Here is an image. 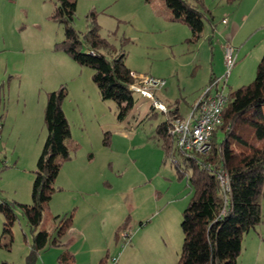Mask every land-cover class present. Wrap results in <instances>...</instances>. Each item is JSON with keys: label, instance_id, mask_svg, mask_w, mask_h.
I'll use <instances>...</instances> for the list:
<instances>
[{"label": "rangeland", "instance_id": "obj_1", "mask_svg": "<svg viewBox=\"0 0 264 264\" xmlns=\"http://www.w3.org/2000/svg\"><path fill=\"white\" fill-rule=\"evenodd\" d=\"M142 1L147 5L140 3V7H137L134 0H76L73 26L81 34L89 26L87 15L95 12L100 25L99 32L112 44L113 51L125 52L124 61L128 67H135L145 75L165 79V84L156 87L155 93L166 106L177 100L181 111L188 109V104L193 103L208 85L211 75L220 79L217 88L225 92L248 84L255 78L257 65L264 54V0H203L202 7L196 0H187L200 7L204 13L201 37L196 41L190 39L192 32L187 24L170 20L173 12L164 0ZM56 4L57 0H0V91L6 98V107L9 106L10 119L13 121L12 135L8 133L9 142L5 133L0 140L1 157L6 155L5 160L10 161H0V167H3L0 170V196L18 200L17 193L23 197L24 174L6 167L13 166L16 156L19 162H25L35 142L41 141L42 137L44 139L46 128L43 112L46 99L41 109L42 102L39 105L36 98L38 95L45 98L48 91L63 84L66 95L62 109L70 126L67 144L73 153L71 160H67L70 162L65 161L60 168L65 188L62 190L60 185L61 189L55 192L61 193L60 197L64 194L72 197L79 206L77 212L80 214L84 205L89 204L86 202L89 189L71 181L66 183L62 173L68 167L73 170V165L90 166L88 169H92L96 177H92L93 182L89 187L96 189V203L100 206L93 222L94 238L102 247L97 249L102 250L107 245L109 255H112L118 252L121 244V237L116 246L111 234L123 215L118 193H129L132 187L138 190V183L146 182L145 174H148L152 177L151 182L143 186L142 197H146L149 189L152 193L164 190L163 198L158 202L163 204V200L175 203L186 200L183 210L192 194L188 175L193 167L185 162L186 155L179 151L174 137L159 130L158 124L166 118L167 113L150 110L149 97L135 91L134 107L120 118L113 99L102 98L101 95L100 101L95 99L93 87L99 89L92 79L89 66L79 64L69 56H66V61L56 56L53 44L64 37L63 24L51 17ZM131 5L133 9L130 10ZM114 7L118 9L119 16L114 12ZM149 7L159 15L155 18L156 22L152 20L147 23L146 10ZM214 23L215 28L212 26ZM230 24L235 28L234 32L238 31L237 35L230 32ZM226 42L234 47L235 63L225 80ZM211 90L214 92L216 87L213 86ZM105 120L117 125L100 128L99 122ZM121 130L126 132V136L120 133ZM105 136L107 143L104 142ZM224 136L225 132L218 128L215 141H221ZM230 141L236 146L233 136H230ZM195 157L199 159L200 154ZM177 162L182 170H186L181 178L178 176ZM57 180L55 185L59 186ZM21 181V189L16 191V183ZM155 202L149 199L148 207L142 210L149 212L156 207ZM112 206L118 214H112ZM136 207L133 213L134 228L152 220V216L141 219L139 208ZM15 212L17 217L11 231L4 235L2 223L5 218L0 213V264L26 262L31 232L22 208L16 206ZM54 215L47 208L39 227L52 230ZM261 215V221L242 236L238 264H264V196L261 199ZM174 226L173 220L166 221V227L179 251L183 238L180 221ZM148 227L156 232L161 230V225L154 220ZM108 236L109 242L106 244ZM158 242L164 250V243L161 240ZM56 248L57 245H54L44 252L46 264H53L51 258L49 261L46 257L52 253L53 258ZM136 250L139 259H132L131 264H148V260H151V264H161L153 260L146 246L143 248L137 243ZM37 263L42 264L40 257ZM107 264H110L109 257Z\"/></svg>", "mask_w": 264, "mask_h": 264}, {"label": "trees", "instance_id": "obj_2", "mask_svg": "<svg viewBox=\"0 0 264 264\" xmlns=\"http://www.w3.org/2000/svg\"><path fill=\"white\" fill-rule=\"evenodd\" d=\"M164 2L173 12L170 20L187 24L192 32L190 39L198 40L203 29L204 13L201 8L187 0ZM196 2L203 6V0ZM75 8L76 0H57L51 17L63 24L64 37L53 44V49L64 52L79 64L89 66L100 95L102 98L113 99L118 107V117L123 118L135 105V91L128 87L132 78L129 73L131 69L124 61L125 52L113 51L112 44L101 36L100 25L93 11L87 15L88 28L79 34L73 26ZM212 26L215 28V23ZM214 77L216 76H210L208 84ZM226 93L227 102L222 111V122L213 130L210 150L200 154V160L196 157L185 158V162L193 167L188 175L192 194L181 212L180 227L183 238L175 264H238L243 234L262 219L264 54L257 65L255 78L248 84L229 89ZM65 95L63 84L46 93L43 112L46 136L36 165L32 169L34 177L31 202L0 196V213L5 218L2 223L3 235L10 233L16 220V206L21 207L26 215L31 241L24 264H36L42 250L58 245L73 221L74 213L71 210L52 217V230L39 227L45 210L49 209L53 193L61 189V186L55 185L59 170L73 153L67 144L70 126L62 109ZM2 101L0 91V109ZM177 109V106L169 108L167 118L158 124L163 134L171 135L167 129L168 117L180 116ZM0 118L2 119L1 113ZM218 128L225 132L224 138L219 142L215 141ZM230 136L235 138L236 146H233ZM104 142L107 143L106 136ZM221 167H224L229 175L230 192L226 204L217 177V171ZM2 168L0 167V170ZM176 168L179 178L185 175L186 170H182L178 162ZM124 226L125 224L121 228ZM57 261L61 264H73L74 256L64 250L58 254Z\"/></svg>", "mask_w": 264, "mask_h": 264}, {"label": "crops", "instance_id": "obj_3", "mask_svg": "<svg viewBox=\"0 0 264 264\" xmlns=\"http://www.w3.org/2000/svg\"><path fill=\"white\" fill-rule=\"evenodd\" d=\"M134 3L137 4V7H140V3H142L143 5H147V3L143 2L142 0H134ZM133 9V5L130 6V10ZM114 12L116 13L117 16L120 15V13L118 12V9L116 7H114ZM143 13H145L144 11H142ZM146 14L148 15L147 18V23H149V21H154L156 22L155 18H157L159 15H157L156 13L152 12L150 7L148 10H146ZM227 22V21H225ZM146 23V24H147ZM230 28V32L233 34L234 32V27L233 25H229ZM238 31L234 32V36L237 35ZM56 56L59 57L61 60L66 61L68 60L67 57L68 55L59 52V51H54ZM64 54V55H62ZM67 56V57H66ZM69 58V57H68ZM132 70H136L138 71L137 68L135 67H129ZM90 84V83H89ZM92 86V85H91ZM94 91H95V99L97 100H101L99 99L100 97V93L99 90L95 89V87H93ZM156 97L158 98L159 95L157 94V92L155 93ZM199 95V94H198ZM197 98V97H196ZM195 98V99H196ZM19 99V98H18ZM31 98L29 97V100ZM46 97H40V95L37 96L36 100L38 102V104H41V109L42 106L45 102ZM159 99L164 103V101L159 97ZM194 99V101H195ZM194 101L193 103L188 104V109L187 110H182L180 109V107L173 103H166L169 107L168 108H175L177 106V111L178 113L181 115H185L187 114L194 105ZM171 105V106H170ZM150 110H155L151 108L150 105ZM0 113L2 114V129H1V139L4 137V133L6 135V139H7V143L8 141V133L9 136L12 135L11 130H12V126H13V121L12 119H10L9 115V106L6 107V98L3 97V101H2V106L0 109ZM166 114V118H167ZM165 118V119H166ZM112 125H117L115 122H111L110 120H105L104 122H99V126L100 128H109ZM120 133H124L123 135L126 136V132H124V130H121ZM45 139V137H44ZM44 139L42 137V140L39 141L38 143L35 142L34 147L30 150L29 155L27 156L26 161L24 162L23 160L21 162L20 159L16 156L15 160H14V164L13 166H7L6 169H15L17 172H22L24 174V187H22L23 191V197L18 196V194L16 193V197L19 201H24V202H30L31 201V188H32V181H33V177H34V173L32 171V169L35 167L38 156L41 152L42 146H43V142ZM38 141V140H37ZM6 144V143H5ZM2 154H0V161L1 163H8L10 161L5 160L6 155H3V157H1ZM20 157V155H19ZM14 157H12L11 159H13ZM71 160V159H69ZM66 162H70V161H66ZM66 164V163H65ZM67 164H71V163H67ZM73 170L72 167H68V170L63 171V178L65 179V182L68 183L69 181H71L72 183L79 185V186H83L88 190V200L86 202H89V204L84 205V208L82 209L81 213L78 214L77 210H78V204H75L74 199L72 197H70L67 194H64L60 197L61 193H53L52 198L49 201V208L51 210L52 213L56 214H64V213H68L71 210H73V221L72 224L70 225V227L67 229V231L65 232V234L62 236L61 238V242L57 245V248L55 249V251H53V258H52V253L51 255H48L46 257V260L53 261V264H61L57 261V256L59 253H61L64 250H68L69 252H71L74 256V261L73 264H107V257L109 256V248L107 247V245L102 249H97V248H102L100 247L94 238V229H93V222H94V218L96 217V213H98L100 206L98 205V203H96V194H98L96 192V189L92 188L90 189L89 184L92 183L93 178L92 177H96L95 172L91 169L89 170L88 168L90 166L87 165H80V166H75L73 165ZM70 168V169H69ZM63 170V169H62ZM6 170L2 171L5 172ZM21 174V173H20ZM61 169L59 170V173L57 175L58 179L57 184H59V186L61 185L63 188L62 190L65 188V184H63V179H61ZM145 178H146V182H140L138 183V190H135L134 187H132L131 192L129 193H125V194H119L118 193V197H119V204L120 207L122 208L121 211H123V215L120 219V223L118 222V225L115 226L114 230H112V240L113 243L118 244V235H117V231L121 228L122 225H126L130 228V230H132V235H131V239L129 240V242L120 250V254H119V259H118V264H131L132 259H139V252L136 250V245L137 243L140 244L141 247H145L146 246V250H148V253H151V257H154L153 260L155 259L156 262L161 263V264H175L177 257H178V245H176V243L173 241V236L170 235V231L167 229L166 227V221H171L173 220V223H175L176 227V222L179 223L180 219H181V212H182V207L185 205L186 200H180L178 202H168V200H163L165 201V203L160 204V198H163V191H159L156 192L154 191L152 193V190L149 189V192L146 193V197L143 198V191L144 188L143 186H148L151 182V176H149L148 174H145ZM67 179V180H66ZM68 181V182H67ZM108 183V182H105ZM21 184H23V181H21L19 184L16 183L17 187L16 191H18L19 189H21ZM142 186V187H140ZM28 192H30V197L28 196ZM155 200L157 202L156 203V207L152 208L149 212L147 211H143V207L146 208L148 207V200ZM84 202V204L86 203ZM169 204H172L169 208H167V206ZM139 208V214H140V218L143 219L145 217L148 216H152V220L156 221L157 224L160 226L161 225V230L156 232L153 229H149V224L152 222V220H150L148 223L141 225V227H137L134 228V224H133V213L135 211V209H137V207ZM136 207V208H135ZM137 212V214H138ZM112 214L116 215L118 214L115 210L114 207L112 206ZM82 219V223L81 220ZM54 224V222H53ZM140 224H142V222H140ZM174 225V224H173ZM120 227V228H119ZM142 231V232H141ZM176 232V228L175 231ZM161 240L164 244L163 247H165V249L163 250L162 247L160 246L158 240ZM134 241V243H133ZM107 242H109V236L108 238L105 240V243L107 244ZM133 243V244H132ZM170 243V244H169ZM54 246V245H52ZM51 247V246H49ZM48 247V248H49ZM42 250L38 256V258L40 257V262L42 264H46L47 262L44 260V252H46V250ZM118 250V251H119ZM163 251L165 254L162 255ZM37 258V260H38ZM104 258V259H103ZM103 259V261L101 260ZM102 261V262H101ZM148 264H151V260L147 261ZM36 264L37 261H36Z\"/></svg>", "mask_w": 264, "mask_h": 264}, {"label": "built area", "instance_id": "obj_4", "mask_svg": "<svg viewBox=\"0 0 264 264\" xmlns=\"http://www.w3.org/2000/svg\"><path fill=\"white\" fill-rule=\"evenodd\" d=\"M225 22L226 19H223ZM235 63L234 47L230 42L224 45V73L227 79L233 64ZM132 81L128 87L136 92L150 98V105L153 109L167 113L168 107L155 95V88L162 87L165 79L152 75H145L136 70H130ZM219 78L208 84L194 101L193 108L180 117H168V132L174 136L177 148L188 157H195L196 154H205L211 148L213 130L222 122V111L227 102V93L222 88H217ZM216 90L212 92V87ZM2 119L0 118V139H1ZM209 166V164H206ZM217 177L222 187L225 204L230 192L229 175L224 167L217 171ZM225 211V208H223ZM129 227H123L118 231V238L121 237L120 249H122L131 239ZM120 250L109 255L110 264H118Z\"/></svg>", "mask_w": 264, "mask_h": 264}]
</instances>
